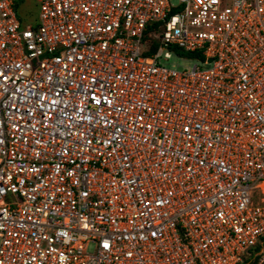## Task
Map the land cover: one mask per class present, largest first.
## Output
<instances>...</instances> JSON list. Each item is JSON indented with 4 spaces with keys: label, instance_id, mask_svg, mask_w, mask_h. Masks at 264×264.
<instances>
[{
    "label": "built area",
    "instance_id": "2783aa9c",
    "mask_svg": "<svg viewBox=\"0 0 264 264\" xmlns=\"http://www.w3.org/2000/svg\"><path fill=\"white\" fill-rule=\"evenodd\" d=\"M18 1L0 264H264V0Z\"/></svg>",
    "mask_w": 264,
    "mask_h": 264
},
{
    "label": "rangeland",
    "instance_id": "374dc122",
    "mask_svg": "<svg viewBox=\"0 0 264 264\" xmlns=\"http://www.w3.org/2000/svg\"><path fill=\"white\" fill-rule=\"evenodd\" d=\"M170 1L172 4L176 5L180 0ZM18 4V13L24 24L33 23L36 21L39 14V0H19ZM164 63L169 67L175 66V68L180 70L192 65L191 61L178 59L175 56H173L169 61H164Z\"/></svg>",
    "mask_w": 264,
    "mask_h": 264
},
{
    "label": "trees",
    "instance_id": "16d2710c",
    "mask_svg": "<svg viewBox=\"0 0 264 264\" xmlns=\"http://www.w3.org/2000/svg\"><path fill=\"white\" fill-rule=\"evenodd\" d=\"M159 26V25H158Z\"/></svg>",
    "mask_w": 264,
    "mask_h": 264
}]
</instances>
